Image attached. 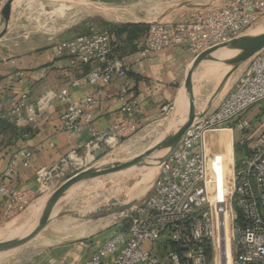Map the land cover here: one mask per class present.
Instances as JSON below:
<instances>
[{"label": "built area", "instance_id": "1", "mask_svg": "<svg viewBox=\"0 0 264 264\" xmlns=\"http://www.w3.org/2000/svg\"><path fill=\"white\" fill-rule=\"evenodd\" d=\"M7 0H0L3 7ZM264 15V0H220L204 9H194L175 21H154L144 34L140 52L148 55L180 47L198 55L239 36ZM89 31L60 40V53L91 67L75 85L111 83L127 75V62L115 52V33L93 22ZM8 57L0 55V63ZM58 101L66 107L61 118L68 132L80 133L90 125L97 100H71L69 88ZM122 109L131 112L128 87L119 91ZM264 102V48L239 74L219 106L197 119L179 146L161 164L149 194L131 206L129 222L97 246L81 264H264V127L258 133L251 112ZM49 103L47 107H53ZM35 106L19 100L0 117L18 125L33 121ZM134 129L128 121L109 131L93 130L85 151L99 142ZM213 132L224 133L228 144L213 152ZM33 151L21 149L29 164ZM72 152L54 168L42 167L37 179L48 190L74 161ZM64 168H63V167ZM12 171L10 168L5 175ZM0 195L8 197V212L26 207L33 199L29 190L9 187L0 176Z\"/></svg>", "mask_w": 264, "mask_h": 264}, {"label": "rangeland", "instance_id": "2", "mask_svg": "<svg viewBox=\"0 0 264 264\" xmlns=\"http://www.w3.org/2000/svg\"><path fill=\"white\" fill-rule=\"evenodd\" d=\"M18 1L16 4L14 2L13 15L11 14L8 30L0 39V48L2 43L5 44L2 50H6V52L13 53L18 47L17 43H20L29 36L60 35V33L64 34L68 30L80 28V26L85 25L87 22L88 24L93 22L101 28L128 24L127 22L129 21L153 22L160 18V16L162 18L171 12H173V17L184 12H192L191 7L194 4L209 2V0ZM185 1L191 2V5L188 7H178L180 3ZM2 8L0 5V32L5 27ZM262 22V27L264 28V15L250 29L239 36L247 34L249 30L251 31L259 25L261 26ZM237 52L229 53L225 57V60ZM200 54L193 55L196 58ZM254 55L241 63L225 81L222 80L220 83L218 82L220 79L217 81V77L214 76V71L225 67V72L227 70L226 63L222 62L221 59H215L205 69L201 70L200 67L192 84L194 112H206L216 109L226 94L233 88L239 74L248 65ZM176 105L177 101L172 102L157 118L146 120L131 131L120 134L117 137L115 136V138L108 142H99V145L91 151L86 150L79 155L81 159L80 165L76 164L75 156L74 161L69 162L70 165L64 166L66 170L60 171L63 173L61 177L55 178L57 185H53L48 190L42 192L38 198L37 196L33 198L24 209L6 214L5 218L0 222V237L3 236L0 241L9 239L4 236L13 233L5 232L9 231L13 226H23L19 231L27 229L33 223L29 221L36 217L33 215L32 206L43 196H51L69 177L80 171L94 167L100 162L110 161L114 163L135 158L155 146L158 141L161 142L170 136L172 134L171 130L178 128L179 124H182L185 119L184 116H186L189 107V92L184 108L176 116L177 119L181 116L179 123L173 121L176 124L171 127L169 120L177 112ZM250 115L253 121L258 124L257 134H260L264 127V102L254 106ZM197 118L199 119L200 117L197 116ZM213 133L214 137L212 135L211 140L213 141L214 148L218 150L214 152H223L224 150L222 149H225L228 144L227 139H216L221 132ZM161 164L162 162L157 163V167H159L158 172L148 182H143L141 176L136 175L133 171L111 172L102 177L85 181L72 192L63 195L57 203L56 214L53 212L48 225L35 237L14 248L0 251V264H81L97 246L110 238L119 228L127 225L130 220L128 214L130 213L131 206L134 203L142 201L149 194L152 184L160 171ZM143 166L152 169L147 165ZM140 190L143 192L141 193ZM89 210L92 213H89ZM31 217L33 218L31 219ZM22 235L17 236L20 237ZM80 241H86L90 245V253L88 255L76 254L74 252L70 254L67 244L71 242L79 243ZM54 245L57 247H54Z\"/></svg>", "mask_w": 264, "mask_h": 264}, {"label": "crops", "instance_id": "3", "mask_svg": "<svg viewBox=\"0 0 264 264\" xmlns=\"http://www.w3.org/2000/svg\"><path fill=\"white\" fill-rule=\"evenodd\" d=\"M189 13L173 17L171 12L154 21L180 20ZM87 31L85 24L60 35L29 36L17 43L13 53L2 50L5 44H1L0 55L8 57V62L0 63L3 111L7 112L19 100H25L29 106L36 107L37 115L33 121L21 125L0 117V176L9 187L29 190L33 198L42 193L37 179L38 170L61 165L72 152L84 153L93 130L106 132L125 121L135 128L146 120L160 116L167 106L178 99L195 58L190 51L180 47L143 55L140 45L144 35L129 39L127 32L115 33L118 42L115 52L125 58L127 75L116 76L111 83L99 82L83 87L73 82L84 77L91 67L73 59L68 53H60L57 43ZM122 85L128 87L133 106L131 112L123 110L119 101ZM66 87L75 103L87 96L97 100L90 125L80 133L68 132L61 118L66 105L58 101V96ZM49 103L54 106L47 107ZM223 138H226L224 133L216 137ZM24 148L33 151L29 164H25L22 156H16ZM212 150L218 151L214 146ZM10 168L12 171L5 175ZM8 203L9 198L0 195V222L8 213ZM67 245L70 254L90 253V245L86 241Z\"/></svg>", "mask_w": 264, "mask_h": 264}, {"label": "bare ground", "instance_id": "4", "mask_svg": "<svg viewBox=\"0 0 264 264\" xmlns=\"http://www.w3.org/2000/svg\"><path fill=\"white\" fill-rule=\"evenodd\" d=\"M17 2H19V1L18 0H15V4ZM262 25H263V22H262L261 26L259 25L257 28L252 29L251 31L249 30V32L247 34H243V35H241V37L239 36L240 37L239 39H241L243 37H252L254 35H257L259 33H262L264 31V28L262 27ZM260 29H261V31H260ZM233 40L234 39H231L228 42L226 41V43L224 42L222 44H219V45H216L215 47L210 48L211 50L209 49L208 52L205 53L204 55H202L200 58L196 57L194 59V61L192 62L191 66H190V68L188 69V72H187L186 80L184 82V87L180 90L179 97L176 100L177 101V105H176L177 106V112L174 113V115H172V117L169 120L170 121V124H171V127H173L177 122L179 123V120H180V117L181 116H179L178 119H177L176 116H177V113L184 108L185 101H186V98H187V94L189 92V107H188V110H187V114H186V116H184L185 119L183 120V123L181 122L182 124H179L178 128L171 130V132H172L171 135L175 134L189 120L191 114L193 113V118H192L193 119V122H192V125L190 126V128L188 129V130H191L194 122L198 119L197 116H200V115L203 114V112H205V111H201V112H192L191 111V107L194 104V92H193V89H192V84H193L194 77H195V75H196V73H197V71H198V69L200 67H201V70L202 69H205L206 66L211 61H213L215 59H218V60L221 59L222 62H224V63L227 64V70L224 72V70L226 69L225 67H223L222 69H219L218 68L219 70H215L214 71V76L217 77V81L220 79L218 81L219 83L222 82V80H224V78L227 76V74L232 69V61L243 50L240 45L236 44V40L235 41H233ZM235 51H238V52L235 55L231 56L229 59L225 60V57L229 53H232V52H235ZM208 60H210V61L208 62V64H206V62ZM199 77H200V75H199ZM173 121H175V122L177 121V122L174 123ZM163 140L161 142H163ZM159 143H160V141H158L156 143V145L159 144ZM173 144L174 143H169V144H163L162 143L161 146H157V147H155L153 149L150 148L151 150L148 149L149 151L147 150L146 156H145V158L143 160H141L140 162L136 163L135 165H132V166L123 168L121 170H118V171H116V173L123 172V171H133V173L135 172L136 175L138 174V175L141 176V179H142L143 182L151 181L155 177V175L157 174V172H158L159 167H157V163H161V160H162L163 156H165L172 149ZM74 157H75L76 164L77 165H80L81 164V159L79 158V155H74ZM131 159H133V158H131ZM88 161H90V160H88ZM122 161H125V160H122ZM109 163H111V162L110 161L100 162L97 165H95V167L96 168H100V167H103L105 165H108ZM143 165H147V166L151 167L152 169L147 168V167H144ZM136 168H138V169L135 170ZM107 174H109V173H107ZM107 174H102V175H100L98 177H102V176L107 175ZM84 182L85 181H79V183H77L76 185H74L72 187V189H70L69 192H72L76 187H78L79 185H81ZM144 189H146V188L144 187ZM117 190H118V188H117ZM142 190H140L141 193L143 192ZM69 192H67V193H69ZM50 199H51V196L50 195L43 196L42 198L38 199V201L32 206V211H34V214L33 215H35L36 217H34V218L31 217V219L33 218V220L30 219L31 221H29V222L30 223L33 222V223H31L27 229L25 228V230L19 231V230L22 229L23 226H15V227L13 226V228L10 227L11 229L9 231L5 232V233H13V234H10V235H6L5 234L6 236H4V237L13 238V237H16L17 235H22V234L24 235L28 231H29L28 233H30L37 225H39L43 221V219H44L43 216L45 214V211L47 210V208H48V206H49V204L51 202ZM56 208H57V205H55V207H54V214H56V210H57ZM89 213H92V212H90V210H89ZM28 233H26V234H28ZM2 237H0V239Z\"/></svg>", "mask_w": 264, "mask_h": 264}, {"label": "water", "instance_id": "5", "mask_svg": "<svg viewBox=\"0 0 264 264\" xmlns=\"http://www.w3.org/2000/svg\"><path fill=\"white\" fill-rule=\"evenodd\" d=\"M217 1H220V0H209V2L205 3V4H200V3L194 4V6L191 7V8L195 7L197 9H204V8L209 7L212 3H215ZM14 2H15V0H7L6 3L4 4L3 8H2V16H3L4 20H5V27L0 32V39L4 36V34L8 30L9 20L11 18L12 10H13V7H14ZM190 5H191V2L185 1V2L180 3L178 5V7H188ZM127 23H132V24H135V23H137V24L138 23H140V24H151L152 22H145V21H135L134 22V21H129ZM240 37L235 38L233 41L236 40V44L240 45L243 50L232 61V69L227 74V76L224 78V81L226 80L227 77H229L231 75V73L237 67H239V65H241V63H243L245 60H247L252 55H254L255 53H257L258 51H260L261 49L264 48V31L262 33L254 35L252 37H243V38L239 39ZM207 52H208V50L202 52L198 56V58H200L202 55H204ZM193 107H194V104L191 107V111L192 112H194ZM207 112L208 111L203 112V114L200 115L199 117H202ZM192 118H193V113L191 114L189 120L175 134L166 137L163 140V142H160L159 144H157V145H155V146H153L151 148V149H153V148H155L157 146H161L162 143L163 144L174 143L172 149L165 156H163V158L161 160L162 163L165 162L170 157L172 152L179 146V144L181 143L182 139L186 135L188 129L192 125V122H193ZM146 153H147V151L144 152L143 154L133 158V159H127L125 161H118V162H114V163H109L108 165H105V166L100 167V168H96L95 166L94 167H90L88 169L80 171V172L76 173L75 175L69 177L66 181H64L51 194V199H50L51 202H50L47 210L45 211V214L43 216L44 217L43 221L39 225H37L28 234H24V235H22L20 237L17 236V237H13V238H9V239L0 241V251H4V250H8V249L14 248L15 246H18V245L24 243L25 241H28L31 238L35 237L43 228H45L48 225V223H49V221L51 219V215L54 212L55 205H57V203L63 197V195H65L67 192H69L70 189H72V187L74 185L79 183V181H87V180L96 178V177H98V176H100L102 174L116 172V171L121 170L123 168L135 165L136 163L140 162L141 160H143L145 158Z\"/></svg>", "mask_w": 264, "mask_h": 264}, {"label": "trees", "instance_id": "6", "mask_svg": "<svg viewBox=\"0 0 264 264\" xmlns=\"http://www.w3.org/2000/svg\"><path fill=\"white\" fill-rule=\"evenodd\" d=\"M110 28L112 31H115L114 33H116L117 35L121 32H127L128 38L134 39L143 36L149 29V24L128 23L123 25L111 26Z\"/></svg>", "mask_w": 264, "mask_h": 264}]
</instances>
